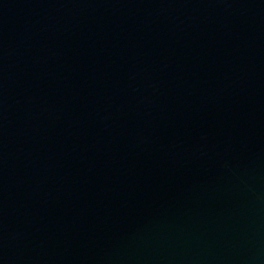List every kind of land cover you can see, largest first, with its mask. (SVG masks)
I'll list each match as a JSON object with an SVG mask.
<instances>
[{"label": "water", "instance_id": "water-1", "mask_svg": "<svg viewBox=\"0 0 264 264\" xmlns=\"http://www.w3.org/2000/svg\"><path fill=\"white\" fill-rule=\"evenodd\" d=\"M0 264H264V0H0Z\"/></svg>", "mask_w": 264, "mask_h": 264}]
</instances>
